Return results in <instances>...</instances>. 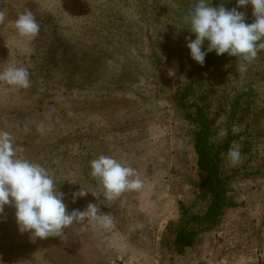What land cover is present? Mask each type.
I'll use <instances>...</instances> for the list:
<instances>
[{"label":"rangeland","instance_id":"obj_1","mask_svg":"<svg viewBox=\"0 0 264 264\" xmlns=\"http://www.w3.org/2000/svg\"><path fill=\"white\" fill-rule=\"evenodd\" d=\"M196 2L0 0V70L24 67L31 82L27 89L0 82V132L12 137L17 158L48 171L69 212L98 203L112 218L107 228L86 220L33 240L5 206L0 264H264V50L247 71L223 54L195 74L186 17ZM221 4L255 21L250 4L211 0ZM25 11L40 25L33 41L14 28ZM192 81L188 102L210 123L229 205L214 229L178 255L169 226L180 208L203 215L208 205L199 191L197 127L177 107ZM230 149L240 151L236 164ZM102 155L135 169L143 187L104 200L90 174ZM81 188L89 194L73 202Z\"/></svg>","mask_w":264,"mask_h":264},{"label":"clouds","instance_id":"obj_2","mask_svg":"<svg viewBox=\"0 0 264 264\" xmlns=\"http://www.w3.org/2000/svg\"><path fill=\"white\" fill-rule=\"evenodd\" d=\"M237 4L238 7L251 5L253 23H246L244 13L236 8L226 9L222 4L212 7L211 0H197L186 17L187 29L194 36L186 47L194 62L202 66L210 52L217 56L227 54L241 61L239 70L244 72L258 51L264 50V43H259L264 40V0H237ZM3 19L0 13V22ZM14 28L25 41L35 40L40 32V25L31 11L19 14ZM205 41L207 47L202 50ZM0 82L16 89L31 87L29 72L24 67L10 66L0 70ZM228 158L236 164L240 159L239 149H230ZM90 168L91 176L103 189L104 200L112 201L126 191H138L143 187L135 169L123 166L114 158L102 155L90 162ZM88 194L81 188L72 194L73 202ZM63 197L48 171L17 158L12 137L0 132V216L5 206L11 205L18 231L30 233L33 240L62 236L65 228L86 220L102 228L112 224L111 216L101 211L100 204L89 203L83 211L69 212Z\"/></svg>","mask_w":264,"mask_h":264},{"label":"trees","instance_id":"obj_3","mask_svg":"<svg viewBox=\"0 0 264 264\" xmlns=\"http://www.w3.org/2000/svg\"><path fill=\"white\" fill-rule=\"evenodd\" d=\"M215 52H210L205 57L204 64L197 65L195 74L208 68L216 58ZM192 81L182 89L177 98V107L183 112L184 119L197 127L194 135V151L197 156V169L203 174L204 179L199 184L200 195L208 200L206 211L203 215L189 214L188 209H181L177 223L169 226L174 238L171 244L175 254L181 255L191 249L200 232L214 229L220 222L225 208L229 205L227 191L223 185L219 159L214 154L210 142L211 126L201 107L192 105L188 98L193 91ZM197 225V228L194 226Z\"/></svg>","mask_w":264,"mask_h":264}]
</instances>
